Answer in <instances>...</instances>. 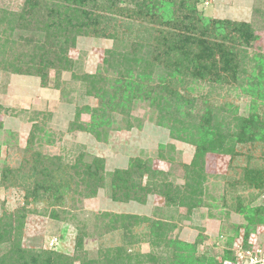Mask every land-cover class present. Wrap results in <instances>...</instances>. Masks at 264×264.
<instances>
[{"label": "rangeland", "instance_id": "1", "mask_svg": "<svg viewBox=\"0 0 264 264\" xmlns=\"http://www.w3.org/2000/svg\"><path fill=\"white\" fill-rule=\"evenodd\" d=\"M135 1H87L86 10L94 16L87 18V22L93 25L96 33L78 36L75 46L69 45L67 55L62 52L71 60L69 67H64L62 62L58 64L55 60L54 51L58 47L52 36L45 39L39 33L36 16L24 21L16 19L19 13L28 12L24 8L26 0H0V33L8 35L9 30L16 37L15 42L12 37L8 41L2 37L4 41L0 51L7 62L4 69L0 67V219L8 218L7 215L13 212L22 216L13 221V226L22 228L11 242L0 241V256L6 247L12 245L16 235L21 248L74 256L73 264H83L84 256L97 261L94 264H103V257L113 259L123 254L124 249L133 257L139 255V260L150 252L165 256L166 252H161L158 244L153 243L149 220L132 225L130 232L118 225L111 228L112 219L108 216L111 214L117 216V222L119 218L124 220L123 216L164 221L166 215L177 214L174 207L163 208L165 200L160 191L164 189L161 187L157 190L159 194H148L145 203L130 198L121 200L122 195L114 193V171L127 170L131 165H137L139 160L142 165L149 166V170L164 174L156 173L157 182L183 186L199 177L207 192L215 197L211 201L207 198L205 205L193 211L192 218L172 220L176 226L168 234V238L188 243L202 234L196 254L215 257L216 263L213 264H225L228 260L220 257L227 248V238H236L228 247L233 255L236 254V245L243 239L248 217L246 213H237L235 199H241L242 204H264L260 197L256 198L255 187L237 182L244 175V169L255 168L257 173L264 168V143L233 140L235 134L244 132L251 125V109L264 120V100L257 98L256 92L244 91L246 79L257 73L256 69L254 72L250 68L255 65L253 57L264 58V0H194L185 3L187 5L177 12L167 2L166 11L159 7L155 12L151 10L148 16L135 13ZM44 5L41 2L39 6L44 8ZM98 15L106 20L105 23L96 18ZM152 16L157 21H153ZM207 20L228 21L231 28L234 23H243L239 31L230 29L229 38L242 31L246 35L250 33L245 45H242L245 40H240L239 44L229 43V39L224 41L226 51L238 52L237 56L227 54L234 57L231 59H235L236 65H224L219 54L214 53L210 67L203 70L197 63V55L175 43L174 46L168 43L167 38L171 35L182 42L193 34L202 33ZM204 38L212 40L206 35ZM113 48L114 65L107 69L106 64L103 65V57L107 56L106 50ZM42 55L49 64L47 69H42L44 66L41 65L45 63ZM159 59L160 65L156 69L161 68V71L152 75V79L161 86L162 97L172 99L164 92L166 85L175 93L176 97L171 101L177 109L172 112L171 121L158 118V109L150 104L151 101H144L148 98L142 87L138 90L129 87L124 92L130 93L131 97L130 119H126L125 114L120 113L123 112L120 102L126 96H122L123 90L112 92L113 89L108 88L102 93L96 88L94 95H87L86 92L92 88L79 79L82 74L106 69L109 76L119 78L118 86L127 77L146 69L143 64L158 62ZM163 67L165 74L172 73L164 79ZM41 76L46 81L44 87L40 85ZM261 95H264V82ZM82 106L93 112H84L81 118L101 120L100 132L107 128L106 137L100 133L97 138L92 128H70L75 110ZM102 110L107 113L105 117L100 115ZM167 121L179 130V135L182 129L190 140L183 135L172 138L166 127ZM37 124L45 130L41 140L37 139ZM249 150L252 158L247 164L245 156ZM34 151L39 154L36 160ZM80 152L84 153L86 161L88 157L102 160L100 172L103 180L86 196H79L66 188L67 185L73 187L71 174H74L73 164ZM51 162L56 164L52 166ZM33 168L49 174L47 182L37 186L35 182L42 174L32 173ZM66 172L71 176L66 177ZM148 178L153 180L145 174L143 182L146 183ZM51 180L56 184L52 186L48 182ZM222 194L225 205L219 198ZM116 195L120 200L114 199ZM208 204L212 206L211 211L206 206ZM159 207L163 211L156 209ZM185 211V207L179 208L178 213ZM104 214L108 215L103 217ZM18 222L21 225H17ZM236 228H239V233L234 237ZM78 234L82 236L80 255L75 246ZM122 234L129 241L124 243ZM250 235L248 238L252 237ZM8 238L5 235V239ZM177 253L178 258L184 257ZM167 254L171 257L169 250ZM135 260L133 258L132 261L135 263ZM228 261L234 262V259Z\"/></svg>", "mask_w": 264, "mask_h": 264}, {"label": "trees", "instance_id": "2", "mask_svg": "<svg viewBox=\"0 0 264 264\" xmlns=\"http://www.w3.org/2000/svg\"><path fill=\"white\" fill-rule=\"evenodd\" d=\"M90 2L91 0H26L24 4V8L28 12L19 13L18 16H16V19L18 21H24L26 18H31L33 16H36L37 21L41 23V26L39 23V33L45 38L49 39L51 36L55 41V45L58 47L54 51L55 60L58 64L61 62L64 64V67H69V60L67 57L63 56V51L66 52V55L68 53V47L69 45L75 46L76 39L78 36L88 35L92 32H95L93 30V25L89 24L87 22V18L92 19L94 18L91 11L86 10V3ZM94 1V0H93ZM41 2H44V8L40 7L39 5ZM170 2V6L175 7V12L179 8L185 7L188 2H194V0H137L135 1L136 10L135 13L137 15H145L148 16V14L151 13V10L157 11L159 7H163L164 11L168 8L166 3ZM47 3V4H46ZM179 4V5H178ZM178 5V6H177ZM32 8L34 11L32 12ZM193 10V7L191 8ZM194 11V10H193ZM162 12V10H161ZM28 14V15H27ZM153 21H157L154 19ZM96 18H99L103 23H105V19H101L98 16ZM33 19V18H32ZM10 22H14L12 20H15L14 18L9 19ZM209 23V26L207 24ZM243 24V23H242ZM242 24L237 23L232 25L228 21H218L213 20L209 21L207 20L202 33H196L190 36L189 39L184 40L182 42L178 41L177 39H173V36H169L167 39L168 43H171V46H174L175 44L179 45L180 47L186 48V50H189L190 53L197 55V63L200 66V69L205 70V68L210 67V62L213 61L214 53L219 54L220 60L224 65H230L234 66L236 65L235 59H231L234 57H228L227 54L231 53L229 51H226V44H224V41L229 39V43H238L242 40L244 41L247 39V36H250V33L246 35L245 32H239L238 36H230L229 38V31L232 29V31H239ZM13 25V24H12ZM11 25V26H12ZM7 30V29H6ZM23 30V29H22ZM21 30V31H22ZM148 31V29H146ZM1 32V29H0ZM8 35H3L0 33V51L3 47V42L8 41L12 37V41H16V37H13L14 33L12 31L8 30ZM56 32V33H54ZM96 33V32H95ZM163 32H161L162 34ZM34 34V33H32ZM204 35V36H203ZM208 36L212 40L207 41L204 37ZM15 36V35H14ZM2 37L4 40H2ZM162 38V37H161ZM29 39V38H28ZM161 42V41H159ZM12 43V42H11ZM175 43V44H174ZM247 41L242 43V45H245ZM65 46L66 49H63ZM71 48V47H70ZM40 49L42 50L43 47L40 46ZM229 52V53H228ZM12 53V52H11ZM114 48L112 50L108 49L106 50L107 56L103 57V65L106 64V68L108 66L114 65ZM13 54V53H12ZM234 56L239 55L238 52L231 53ZM166 55L168 57V52L166 51ZM63 56V57H62ZM42 59L45 63H43L41 66H44L42 69H47L49 64L45 60V56L42 55ZM253 59L255 60V65L251 66L252 70L254 72L255 69L257 70V73H252L254 77H248L246 79V87H244V91H249L252 94L255 92L257 93V98H261L264 100V95H261V92L263 90V82H264V58L261 56H254ZM211 60V61H210ZM209 62V64H208ZM7 65V62L3 60V57L0 54V67L3 68V65ZM46 64V65H45ZM102 64V63H101ZM173 64V63H172ZM171 64V65H172ZM214 64V62H213ZM160 65V59L158 62H147L143 64V67L146 69H141L139 74L132 75L131 78H126L125 82L122 84L120 83L119 78L115 76H109L110 74L107 72V70L103 69L102 71H98L94 74H82L79 79L85 84H88L90 88H92L90 91L86 92L87 95H92L94 93V89L100 90L102 93H105L108 88L113 89V91H118V89L123 90V95H126L123 97V100L120 102V109L123 110V112H120L121 114H125L126 119H130L129 116V106L131 103V97L129 98L130 93H124L127 88L133 87L134 89L138 90L139 87H142L145 91V97H147V100L144 101H151L150 104L155 106V108L159 111L158 118L160 120H172V112H175V105L171 101L176 96L174 92L166 85L164 87L165 94L171 95V100H168L166 97H162L159 83L157 80L152 79V75H157L161 71L158 68ZM13 67L12 65H10ZM16 69H19L16 65H14ZM6 68V66H4ZM61 68V66H60ZM129 71H134V69H129ZM162 71L164 73V76L162 79H164L167 75H171V71L168 72V74H165V67L162 68ZM238 71V70H237ZM173 72V69H172ZM75 75H73L74 77ZM110 77V78H109ZM161 77V76H160ZM75 78V77H74ZM40 85L44 87L46 85L45 78L41 76ZM160 87V88H159ZM243 89V88H242ZM163 90V89H162ZM101 93V94H102ZM94 95V94H93ZM106 95V94H104ZM138 94H136L137 96ZM144 97V98H145ZM176 102V101H175ZM251 105V104H250ZM83 108V106H82ZM78 108L75 110V119L72 121V124L70 126L71 129H91L93 130V133L97 138L100 137V133H102L103 137H106L107 134V128L104 127V131L100 132V128L102 127V122L100 121H93L91 118H88V120H84L81 118L82 113H88L90 108L84 107ZM252 108V107H251ZM165 109V110H164ZM1 110V107H0ZM165 111V113H164ZM94 112L98 113V111L94 110ZM177 113V112H176ZM106 111L102 110L101 117L106 116ZM249 122L250 126L248 129H246L242 133L235 134V139H233L236 142L239 143H246L249 141H258L259 143H264V120H261L256 114L253 113L252 109L249 114ZM92 117V116H91ZM81 118V119H80ZM94 119V118H93ZM128 121V120H127ZM126 121V122H127ZM128 123V122H127ZM160 123V122H159ZM131 126V124H130ZM166 127L169 129V135L172 138H175V136L182 137L185 139H189L184 133H182V129H180V135L178 133V129L176 127H173L171 125V122L167 121ZM35 130H37V139L41 140L42 134L45 133V130L43 127L39 126V124L36 125ZM190 134V133H189ZM34 133L32 134L33 137ZM34 138V137H33ZM221 144H218L220 146ZM38 152L34 151L33 156L34 160L38 159ZM246 163L250 164V160L252 158V155L249 152L246 154ZM86 156L83 152H80L79 155L76 158V162L73 164V173L71 175L73 187L71 185H67V191H70L72 193H76L79 196L83 195L86 196L88 192L91 190V188H97L99 187V184L103 180V175L100 172L102 167V160L98 159L96 157H88V161H86ZM52 166H54L56 163L51 162ZM142 161L139 160L137 165H131V167L124 171L115 170L112 178V182H115L114 185V193L122 195L121 200H128L133 199L140 203L147 202V195L153 194L157 192L160 187L163 188V191H160L162 193V196L164 197V207L163 208H170L174 207L177 211L176 216L174 215H166V220H150L148 218H138L136 216H123V219L119 218V222L116 221L117 216L116 215H108L104 214L103 217H106V215L110 216V219H112V225L111 228H117V225L119 228L125 230L126 232H130L132 225L138 224L140 221H148V227L150 234L153 238V243L158 244L157 248L161 249V252L165 251L166 254L164 255H157L153 252L147 253V255L143 256L141 260L138 259V256L133 257L132 254L129 252L127 253L126 249H124L123 254H118L117 257L109 258V257H103L104 261L103 264H213L216 263L215 257L208 256L206 254L197 255L196 251L198 250V246L200 245V242L202 241L203 237L202 234H199L197 239L193 241L192 243L183 242L176 238H168L169 232H171L175 228V223L172 220H188L191 217V214H194V210L201 207L202 205H205V202L207 198L209 200L215 199L213 196L207 192L205 189V185L201 184L202 181L198 177L195 182L193 181H187L186 184L183 186H172L170 184H165L167 182L158 181L156 179V173H159L161 175H164L160 172H154L153 170H149V166L142 165ZM37 167V166H36ZM140 167V168H139ZM52 167H49L51 169ZM57 168L61 171L60 166ZM54 168L51 170L53 171ZM50 170V171H51ZM55 170V169H54ZM58 170V171H59ZM49 171V172H50ZM32 173L42 174V176H39L36 180L34 178V181L36 180L35 184L37 186L42 185L43 183L47 182V176L49 174L45 172H38L36 169H31ZM147 174L153 178L151 180L148 178L147 182L144 183L142 177ZM244 175L240 177V180L237 182L240 184H244L245 186H252L257 189L256 198L258 199L260 195L264 192V168H261L260 171H257L255 173V168L251 169H244ZM167 176V175H166ZM67 181V178H66ZM53 186L56 184L55 182L48 181ZM68 183V182H66ZM141 193V194H139ZM118 195V196H119ZM117 195L114 196V199L120 200ZM221 202L225 205V196L223 194L219 196ZM253 201V200H252ZM235 203L238 204V212L237 213H246L247 214V225L244 226V234L242 243L246 244L248 236L250 233L255 232L257 228L264 225V204L262 202H258L257 204L251 205L249 203L242 204L241 199L237 198L235 199ZM216 204L215 206H217ZM250 205V206H249ZM208 206L209 211H211V204L206 205ZM186 208L185 213H178L179 208ZM160 209L159 211H163L162 208H156ZM168 211V210H167ZM211 213V212H210ZM212 216V214H210ZM169 214V212H168ZM8 218L0 219V241H10L11 238L17 233L18 230H21L22 226H13V221L15 218H22V216H17L16 212L10 213L7 215ZM203 216V215H202ZM249 227V225H251ZM17 225H21L20 222L17 223ZM20 227V228H19ZM239 233V228H236V234L237 236ZM5 235L8 238V240L5 239ZM123 238V242L129 241L125 234L121 235ZM81 234H78V238L76 241V251L80 255V252L82 251V239ZM236 238H227L226 239V246L227 248L222 251V254L220 257L223 260H229L236 258V255H233V252L228 250V247H231L233 244V241ZM169 250V253L171 254V257L167 254V251ZM177 252L180 254H183V258L177 257ZM232 252V253H231ZM82 259L83 264H94L96 263L94 259L92 258H86L85 256ZM133 258H135V263L132 261ZM76 259V257H75ZM225 260V261H226ZM74 256H67L62 253L53 252V251H46L41 249H23L19 245V237L16 235L14 237V240L12 242V245L10 247H6L4 250V253L0 256V264H73L74 262Z\"/></svg>", "mask_w": 264, "mask_h": 264}, {"label": "built area", "instance_id": "3", "mask_svg": "<svg viewBox=\"0 0 264 264\" xmlns=\"http://www.w3.org/2000/svg\"><path fill=\"white\" fill-rule=\"evenodd\" d=\"M260 198L264 201V192ZM251 235L246 244L239 242L236 245L235 261L227 260L225 264H264V225L257 228Z\"/></svg>", "mask_w": 264, "mask_h": 264}]
</instances>
